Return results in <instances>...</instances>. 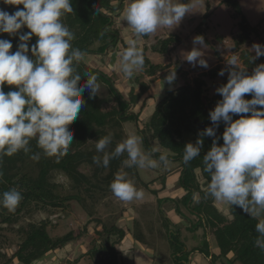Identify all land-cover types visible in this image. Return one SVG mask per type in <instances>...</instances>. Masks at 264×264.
<instances>
[{
  "label": "trees",
  "instance_id": "16d2710c",
  "mask_svg": "<svg viewBox=\"0 0 264 264\" xmlns=\"http://www.w3.org/2000/svg\"><path fill=\"white\" fill-rule=\"evenodd\" d=\"M124 1L119 0V3H114V0H71L73 12L66 14L62 18V23L75 35L72 41L73 47L79 48L86 55L99 57L102 61L106 58L104 56L112 54L119 44L125 45L121 29L116 27L113 17L116 10L119 12L124 10ZM224 3L235 10V16L241 17L239 23L241 33L236 39L234 50L241 53L242 66L239 67L246 69V73L251 75L256 66L264 63V56L255 58L247 51L242 52V47L252 40L253 33H259V29L250 25L243 14L239 0H224ZM16 7L23 6H9L0 2V9L9 13L14 12ZM28 31L29 29L24 27L16 35L0 33V39L10 40L13 45L11 51L15 52L20 43L19 36ZM149 38L150 36H145L142 39L147 41ZM36 40L37 38L33 36L29 41V58H32L31 47ZM182 42L179 35L171 34L160 38L150 49L160 55L171 56ZM147 50L148 45L143 51L145 59L143 70L146 77L154 79L166 69L170 70L169 66L151 62L146 56ZM224 66L222 62L189 81V72L185 71L182 63L178 61L173 70H176L177 76H180L185 84L166 90L164 96L155 104L151 115L146 120H140L141 113L147 108L150 85L142 81L139 75L135 77V84L128 96L121 92L109 75L99 68L88 65L84 60L76 65V71L82 76L78 83H85L87 79L85 73H94L98 77L99 90L95 96H91L87 89L82 94L85 104L77 119L69 125L73 132V143L68 154L59 161L55 157H45L37 147L36 140L33 139L30 141L31 151L28 154L20 151L12 157L0 159V172L3 173L0 177V193L16 188L23 196L14 212L0 208V264H37L51 253L63 250L67 246L81 244V241L89 235L88 226L78 233L72 229L58 238H53L48 231L50 226L58 225V220L53 219L54 216L59 218L58 215L63 214L61 217L63 218L74 202L79 203L88 212L89 222L95 224L96 229L91 233L90 249L79 258H75L73 264H78L82 260L86 264H138L134 251L145 255L149 263L155 264L157 247L154 246V241L148 240L141 232L145 223L142 222L143 218L140 220L141 216L137 215L140 204H136L135 207H131L130 204L132 210L134 209L132 214L134 217H132V227L128 231L118 225V217L108 215L100 218L101 212L97 210L103 198L114 196L109 185L115 173L120 170L128 174V178L134 182L137 189L149 190L151 184L161 180L162 191L167 190L171 182H167L166 177H163L172 172L180 173L172 189H183L184 194L175 198L155 200L162 220H159V224L165 229L163 231L161 228L160 235L170 240L172 259L177 263H180L179 255L189 247L182 238L180 240V235L171 232L174 225L166 217L168 211L180 218V222L174 224L176 227L181 225L184 227L178 229L189 230L196 226L204 228L207 247L202 250L193 247L189 250L190 254L200 253L206 258H211L212 264L216 259L221 264H264V249L255 246L254 243L258 236L255 231L258 220L237 206L230 205L229 214L220 211L213 198L207 196L205 192L206 185L210 182V175L204 171L203 156L210 150L214 139L218 138V145L223 144L222 134L225 124L219 123V127L215 129V137L201 136L200 133L205 128L213 126L209 113L214 110L222 97L217 91L215 94H209V83L220 78L216 90L227 83L232 66ZM222 70L225 73L223 76L219 75ZM103 85L108 87L107 97H102L100 94V87ZM14 90L16 89L7 85L3 87L5 93ZM244 98L251 99L252 96L245 94ZM136 108L139 109L138 113L134 112ZM239 118V115L233 116V120ZM129 121L137 125L145 150L151 152L154 158L166 152L168 159L176 163L175 167L167 170L164 175L159 174L152 181L145 182L142 180L139 168H127L123 165V160L127 158L126 153L112 159L107 168L97 166L93 162V156L102 154L96 152L95 141L110 134L112 141L106 150L109 152L114 150L115 146L128 136L124 124ZM198 139L203 141L200 156L185 164L182 159L185 145L195 144ZM36 153H40L38 161L31 159ZM83 165L93 167L90 176L80 170ZM57 172L68 176L66 178L72 182V192L60 191V185L55 182L54 177ZM194 194L198 195L194 198ZM89 201L92 202L91 205ZM155 201L150 202L152 204ZM43 211L50 213L51 217L39 222L18 225L33 212ZM120 212L123 213L122 210ZM189 216L196 218V226ZM209 235H212L213 242L217 243L216 253L211 250V243L207 241ZM11 240L17 242V249L13 254H10L9 249L6 248ZM126 241H130L132 246L129 259L126 258V252L120 249ZM139 243L154 248L155 252L150 255L140 248Z\"/></svg>",
  "mask_w": 264,
  "mask_h": 264
},
{
  "label": "clouds",
  "instance_id": "9594fccd",
  "mask_svg": "<svg viewBox=\"0 0 264 264\" xmlns=\"http://www.w3.org/2000/svg\"><path fill=\"white\" fill-rule=\"evenodd\" d=\"M5 5L19 6L12 13L0 9V33L16 35L24 27L28 32L19 36L18 49L12 52L10 40L0 39V159L12 157L20 151L28 154L30 141L45 157L57 161L68 154L73 143L69 125L74 122L85 104L82 98L87 89L91 96L99 90L98 77L85 73V83L79 84L81 75L76 65L84 60L86 53L74 48L75 35L62 23V18L73 12L71 0H0ZM192 5L182 0H128L123 10V21L131 29L134 38L127 47L117 53L119 71L127 79L141 71L145 65L140 40L161 28L174 29L190 13ZM37 38L31 47L29 41ZM193 44L206 47L204 38L196 36ZM255 58L264 56V45L253 44ZM202 52L193 48L185 56L190 63L207 68ZM232 66L227 83L216 91L222 97L210 111L212 127H207L201 136L215 137V129L224 122L223 144L213 140L209 151L203 156L204 171L210 175L206 195L217 203L237 206L258 220L255 231L258 236L255 246L264 249V63L256 66L251 75L239 67L235 55L227 60ZM225 73L222 70L219 75ZM175 73L165 77L171 83ZM15 88L5 93L3 87ZM250 94L251 99H245ZM250 114V115H241ZM234 115L239 119L233 120ZM111 135L95 141L97 153L93 162L107 168L112 159L127 154L123 165L127 168H168L172 161L167 153L154 158L142 148V138L129 134L114 150L106 149L111 144ZM203 141L188 143L184 147L183 162L189 163L200 156ZM40 159V153L31 156ZM3 173L0 172V177ZM109 188L122 202L139 201L145 198L143 189H137L123 170L117 171ZM198 194H194L195 196ZM22 193L16 188L0 193V208L14 212L22 201Z\"/></svg>",
  "mask_w": 264,
  "mask_h": 264
},
{
  "label": "rangeland",
  "instance_id": "374dc122",
  "mask_svg": "<svg viewBox=\"0 0 264 264\" xmlns=\"http://www.w3.org/2000/svg\"><path fill=\"white\" fill-rule=\"evenodd\" d=\"M118 1L119 0H114V3H119ZM182 2L190 3L192 5V8L190 13L182 19L178 26H176L174 29L161 28L157 30L156 33L150 35L149 40L145 41L144 39H141L139 42V47L142 48L143 51L144 47L148 45L146 56L151 60V62H153L154 64L171 67L169 68L170 70L166 69L165 72L158 74L154 79L146 77L144 75L143 69L135 73L131 79L125 78L119 71V56L117 55V53L121 52L124 48L127 47V41L129 39L134 38L131 29L126 27L127 22L123 21V11L119 12V10H116V12L113 14V17L116 27L121 29V34L122 38L125 41V45L119 44V46L112 52V54L106 53L107 55L104 56L106 58L102 59V61L101 58L93 55H85L84 57V61L88 65L99 68L101 71L109 75L112 82L115 83V86L121 92L128 96L130 93V89L135 84L136 76L139 75L142 81H145L150 85V96L149 98H147L149 100L147 108L141 113L140 120H146L148 116L151 115L155 104L164 96L166 90L171 89V87L176 88L185 84V81L180 76H177L176 70H173L175 64L178 61L182 63L183 69L189 72V81H192L194 77L198 76L201 72L207 71L222 62L225 65L224 67H229L230 65L227 64V60L231 59L233 55L237 57L239 66H242L241 53L240 51L237 52L234 50L236 39L241 33L239 31V23L241 22V17L235 16V10L225 4L224 0H182ZM239 2L241 4L243 14L247 18L250 25L254 28L259 29V33H253L252 40L242 47V52L247 51L255 56V52L252 51V45H264V0H239ZM123 3L125 9L128 0H125ZM118 15L121 16L118 17ZM171 34L179 35L183 40L182 44L177 47V50L174 54H172L171 56H163L153 52L150 49V47L153 46L160 38L169 36ZM196 36H202L204 38V44L206 45V47H202L199 44H193V38ZM194 47L202 52L201 58L206 60L208 64L207 68L200 66L198 63H190L185 59L186 54L190 52ZM217 52L219 54H217ZM171 72L175 73V79L171 83H168L166 82L165 77ZM220 81L221 79L218 78L216 81L209 83L210 95L215 94L216 87L218 86ZM175 84H177V86H175ZM100 94L102 95V97H107L109 94L108 87L105 85L101 86ZM138 110L139 109L136 108L134 112L138 113ZM124 130L127 135L132 133L139 135L137 125L132 121L124 124ZM142 148L145 150L143 144ZM175 165L176 163L172 162L168 168H164L163 166H161L156 169H139V171L141 173L142 180H144L145 182H150L159 174L164 175L167 170L172 169L173 167H175ZM92 169L93 167L89 165H83L80 170L90 176L93 173ZM179 176L180 173L172 172L171 174L165 175L163 178L166 177V181H171L169 184H172L174 186L176 185V181ZM54 177L55 182L60 185L61 192H72V182L66 178L68 177L67 175L61 172H57L55 173ZM162 184L163 182L161 180H158L155 184L150 185L149 190L144 188L143 190L145 192V198L139 201L134 200L132 202H122L115 196H108L107 198H103L101 203H99V205L97 206V210L101 212L100 218H104L108 215L118 217V225L121 227H125V229H127L128 231L129 228L132 227V217H134V215H132L134 213V209L132 210L131 207H135L136 204H140L137 215L141 216L140 220H142L143 218L142 222L145 223V227L141 228V232L145 234V237L148 240L152 242L154 241V246L157 247V258H155V264H201L199 260L195 261V259L203 256L202 254L189 253V250L193 247L198 248L199 250L207 247L204 228L201 226H196V218L189 216V218L193 220L192 222L194 223L196 228L188 230L178 229L183 228L184 226L182 225L176 227L172 220L173 215L176 214L168 211V215L166 216L171 220V224L174 225L171 229V232L175 235H180V240L182 238V241L188 244L189 247V249H184L183 254L179 255L178 260L180 261V263H177L176 261H174V259H172L173 252L172 248L170 247V240L166 239L165 236L160 235L162 227L159 224V220L161 219L159 216V206L157 204V201L155 200L157 198H166V195H164L165 190H161L163 188ZM169 197L172 198L171 196ZM147 201L149 202L147 203ZM150 201L155 202H152L151 204ZM91 204L92 202L89 201V205ZM215 205L220 211L229 214L230 205L217 202L215 203ZM121 210L123 211V213L120 212ZM164 210L167 212L166 209ZM58 216L59 218L57 216H54L53 218L58 220V225L50 226L48 229L50 235L53 238L62 237L72 229H75L77 233L79 231L81 232L86 229L87 226L89 229V235L81 241V244L77 243L74 246H67L63 250L51 253L43 261L38 262L37 264H73L75 258H79L82 254L86 253L90 249V237L91 233H93V231L96 229V225L89 222L90 217L88 215V212L85 211V209L81 205H79V203L74 202L71 204V208L66 212L63 218H61L63 214ZM50 217L51 214L47 211L33 212V214L25 217L18 225H24L29 222H39ZM161 217H163V215ZM178 223L179 222H177V224ZM164 230L165 229H163V231ZM209 236L210 237H207V241L211 243V250H213V247L215 248L217 246V243L213 242L214 239L212 235ZM139 244H141L142 247L140 248L142 250L145 249V252L150 251L148 252L150 255L155 252L154 248H148V245L146 244ZM6 248L9 249L10 254H13L17 249V242L11 240ZM131 248L132 246L130 241H126L120 248L122 251L126 252V258L128 259V256H130L131 254ZM134 254L136 255V259L140 261L141 264H151L147 262L145 260V257L140 255L138 251H134ZM204 258L205 262L202 264H212L211 258ZM78 264L86 263L82 260V262ZM214 264L221 263H219V261H217L216 259Z\"/></svg>",
  "mask_w": 264,
  "mask_h": 264
},
{
  "label": "crops",
  "instance_id": "0c3cea01",
  "mask_svg": "<svg viewBox=\"0 0 264 264\" xmlns=\"http://www.w3.org/2000/svg\"><path fill=\"white\" fill-rule=\"evenodd\" d=\"M173 187L174 186L172 184H169L167 190H165V193H164V195H166V197L171 196L172 198H175L177 196H181L182 194H184V191L182 189H175V190H173L172 189ZM173 194H176V195H173ZM172 220H173L174 223L180 222V219L176 215H173ZM139 246L142 247L141 244H139ZM143 250H145V249H143ZM212 251L215 252V253L218 252L217 249L214 248V247H213V250ZM147 252H150V251H147ZM140 255L144 256L145 257V260L147 262H149V260L147 259V257L145 255H143V254H140ZM204 259L205 258L203 256H201L200 258L195 259V261L199 260V262H201V264H202V263L205 262ZM138 262L141 263L140 261H138Z\"/></svg>",
  "mask_w": 264,
  "mask_h": 264
},
{
  "label": "water",
  "instance_id": "95a60500",
  "mask_svg": "<svg viewBox=\"0 0 264 264\" xmlns=\"http://www.w3.org/2000/svg\"><path fill=\"white\" fill-rule=\"evenodd\" d=\"M107 53H108V50H107Z\"/></svg>",
  "mask_w": 264,
  "mask_h": 264
}]
</instances>
